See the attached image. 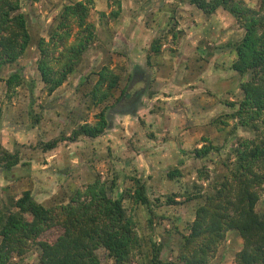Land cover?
Masks as SVG:
<instances>
[{
	"label": "rangeland",
	"instance_id": "374dc122",
	"mask_svg": "<svg viewBox=\"0 0 264 264\" xmlns=\"http://www.w3.org/2000/svg\"><path fill=\"white\" fill-rule=\"evenodd\" d=\"M77 1L21 0L30 44L1 77L18 71L23 82L8 91L0 80V149L17 154L19 162L10 171L0 166V211L26 190L44 206L67 202L99 179L111 197L123 196L136 221L140 243L126 264H151L153 244L160 248V264H173L202 196L228 174L237 141L256 136L230 117L243 98L241 83L251 77L231 68L243 23L222 6L205 13L190 0H94L88 21L95 41L48 94L37 71V42L49 40L63 6ZM232 1L262 14V0ZM154 41L159 49L152 48ZM102 67L120 81L112 97L97 105L88 92ZM101 110L109 123L101 135L69 139L79 125L94 124ZM52 140L56 146L46 150ZM209 144L211 153L196 158L195 148ZM176 169L179 175L170 179ZM136 180L151 201V223L130 196ZM255 209L264 214V188ZM60 233L50 228L36 242H53ZM242 248L243 239L230 230L207 264H235ZM97 253L101 264H115L104 249ZM39 255L31 243L8 264H38Z\"/></svg>",
	"mask_w": 264,
	"mask_h": 264
},
{
	"label": "trees",
	"instance_id": "16d2710c",
	"mask_svg": "<svg viewBox=\"0 0 264 264\" xmlns=\"http://www.w3.org/2000/svg\"><path fill=\"white\" fill-rule=\"evenodd\" d=\"M93 2L81 0L64 5L50 29L49 40L40 38L37 42L40 51L37 71L48 94L75 71L83 53L95 41L94 25L88 21ZM190 3L205 13L222 6L243 23L245 33L234 46L236 60L231 68L240 74L250 73L251 77L241 83L243 98L230 117L237 119L238 125L255 131L256 136L237 141L228 159V174L202 196L203 202L195 210L188 233L182 235L173 264H207L230 230L243 239L235 264H264V214L255 209L264 188V0L262 14L232 0H190ZM20 6L21 0H0V80L2 70L17 62L30 44L27 18ZM74 28H77L75 38L68 42ZM152 48L159 49V42L154 41ZM97 76L88 95L98 105L112 97L120 76L108 67H102ZM3 81L10 91L22 84L23 77L15 71ZM108 125L101 110L94 124L79 125L69 139L96 138ZM57 142L52 140L45 149L54 148ZM213 148L211 144L195 148L194 155L204 158ZM18 162L17 154L0 149V166L4 170L10 171ZM176 175L177 169L168 173L170 179ZM130 196L144 207L151 223L152 206L145 185L136 180ZM123 200V196L111 197L108 187L99 179L67 202L50 206L36 202L29 190L24 191L6 210L0 211V264H8L13 256L24 254L31 243L40 249L38 264H101L99 249H104L115 264H126L140 239L136 221L126 213ZM167 203L174 200L169 198ZM53 227L61 230L53 242H36ZM159 252L160 248L153 244L151 264H160Z\"/></svg>",
	"mask_w": 264,
	"mask_h": 264
}]
</instances>
